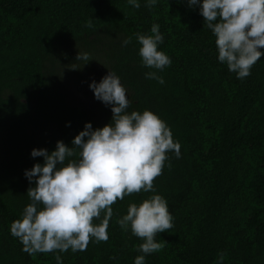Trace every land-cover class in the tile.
Returning <instances> with one entry per match:
<instances>
[{"label": "trees", "instance_id": "obj_1", "mask_svg": "<svg viewBox=\"0 0 264 264\" xmlns=\"http://www.w3.org/2000/svg\"><path fill=\"white\" fill-rule=\"evenodd\" d=\"M133 9L126 0H0V264H56L54 253L22 251L9 227L30 203L26 169L43 163L33 148L55 150L90 122L111 121L110 106L94 98L75 101L70 73L87 71L97 83L115 72L131 101L128 111L151 110L170 127L180 158L169 153L153 181L155 193H134L112 205L108 240L82 252L60 254L63 264H133L140 238L116 220L129 203L159 194L174 216V227L157 234L165 245L145 264H264V56L238 80L218 63L215 37L198 6L187 0H145ZM160 26L159 50L172 60L145 79L134 33ZM132 42L122 46L124 38ZM88 53L90 61L76 60ZM84 64V65H83ZM84 66L87 67L84 69ZM82 72V73H83ZM76 74V73H75ZM99 223V221H95Z\"/></svg>", "mask_w": 264, "mask_h": 264}, {"label": "clouds", "instance_id": "obj_2", "mask_svg": "<svg viewBox=\"0 0 264 264\" xmlns=\"http://www.w3.org/2000/svg\"><path fill=\"white\" fill-rule=\"evenodd\" d=\"M158 0H145L151 10ZM139 9L140 0H126ZM190 8L198 6L204 24L215 37L218 63L226 64L238 80L251 74L252 66L264 56V0H187ZM140 45L141 65L152 69L145 79L163 85L158 75L172 64L159 46L164 42L160 26L153 23L150 34L134 33ZM132 42L124 38L122 46ZM76 60L90 61L88 53H78ZM83 64V65H84ZM94 98L111 108V121L93 129L84 124L71 146L57 141L55 150L33 148L30 156L43 157L24 171L30 200L19 219L11 222L9 232L29 255L54 253L56 264H63L60 254L85 251L89 243L106 242L112 205L134 193H155L153 181L163 169L171 167L169 153L180 158V144L170 127L157 114L145 109L128 111L131 101L120 77L108 71L97 83L89 84ZM95 221H99L96 223ZM174 216L167 200L153 194L140 203H129L126 214L116 220L120 229L142 240L133 264H145V257L160 252L165 242L158 233L174 227ZM225 252H218L215 264H224Z\"/></svg>", "mask_w": 264, "mask_h": 264}, {"label": "rangeland", "instance_id": "obj_3", "mask_svg": "<svg viewBox=\"0 0 264 264\" xmlns=\"http://www.w3.org/2000/svg\"><path fill=\"white\" fill-rule=\"evenodd\" d=\"M87 67L84 66V69ZM79 70L78 72H71V82L68 84V91L72 93V98L75 101H82L83 105H90L91 102V90L89 84L91 83L90 77L85 75L89 74L87 71L83 72ZM76 73V74H75ZM90 75V74H89ZM95 81V80H94Z\"/></svg>", "mask_w": 264, "mask_h": 264}]
</instances>
